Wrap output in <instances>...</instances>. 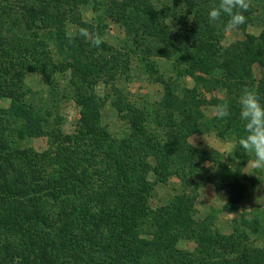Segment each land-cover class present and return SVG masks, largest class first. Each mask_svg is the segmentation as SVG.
Here are the masks:
<instances>
[{"label": "trees", "instance_id": "1", "mask_svg": "<svg viewBox=\"0 0 264 264\" xmlns=\"http://www.w3.org/2000/svg\"><path fill=\"white\" fill-rule=\"evenodd\" d=\"M68 1L75 6L86 2ZM211 1L216 2L211 8L220 2ZM14 2H19L20 16L12 17L15 11L10 1L0 0V99L11 100L14 116L25 119L30 131H40L45 121L27 105L25 75L38 72L50 79L57 71L71 70L81 82L77 101L82 112L75 133L51 132L49 148L42 153L15 150L8 142H0V264H263L264 251L244 244L245 235L236 231L224 236L210 229L208 222L194 219L196 178L209 174L207 164L214 163L211 181L217 189L233 187L228 191L236 201L243 195L237 196L234 190L246 189L229 164H216L213 156L220 157L218 152L208 153L188 142L201 131L202 108L207 103L203 94L198 95L197 88L185 89L179 98L167 91L165 105L157 108L120 106L118 100L114 105L131 132L115 139L102 124V103L87 88L96 85L97 78L92 80L96 74L107 79L108 71L116 72V67L107 69L108 61L89 63L82 53L60 67L39 31L56 30L65 36L62 45L73 50L80 42L51 23L64 22L63 16L53 8L50 11L43 0ZM160 2L110 0L108 13L133 35L137 33L134 28L148 26L136 42L139 47L145 42L148 55L187 54L190 62L185 76L201 88L223 91V101L216 100L214 105L224 101L231 105L229 117L214 120L223 126L220 135L235 132L241 137L237 103L241 90L254 88L264 103V28L259 39L249 36L224 46L204 18L211 8L199 6V0H174L171 8ZM247 2L245 22L238 28L249 27L256 12L257 0ZM183 4L192 6L197 15L192 33L185 35L174 33L168 24L174 19L170 12ZM16 18L25 20L24 28L17 27ZM220 19L229 17L224 14ZM203 24L209 29L202 30ZM199 31L201 35L196 34ZM256 64L262 70L260 79L253 75ZM174 177L182 189L169 203L153 207L155 185L167 184ZM182 240L197 242V250H180Z\"/></svg>", "mask_w": 264, "mask_h": 264}, {"label": "rangeland", "instance_id": "2", "mask_svg": "<svg viewBox=\"0 0 264 264\" xmlns=\"http://www.w3.org/2000/svg\"><path fill=\"white\" fill-rule=\"evenodd\" d=\"M9 1V7L15 11L12 17L20 16L22 12L17 8L19 2H14L19 0ZM43 1L46 2L50 11L53 8L63 16L64 22L53 20L51 23L56 28L64 30L68 37L76 38L81 44H74V49L71 50L62 45L65 36L56 30L39 31L41 40L49 45L60 67H66L67 62L74 60L76 56L80 58L81 53L83 56H88L85 61L89 63L97 60L103 63L108 61L107 69L116 67V72L108 71L107 79L96 74L93 79L91 78L92 80L97 78L96 85L92 90L87 88L102 103L100 110L102 124L108 127L113 138L122 139L131 132L128 121L123 119V114L114 105L115 102L118 104V100L122 101L120 106L157 108L165 105L167 91L179 98L183 96L185 89L197 88L198 95L203 94L201 96L207 103L202 108L205 118L200 123L201 131L193 134L188 142L196 149L208 153L218 152L221 158L213 156L216 164L218 161L229 164L246 189L244 192L234 190L237 196L241 193L243 195L239 201H236L228 191V189H234L233 187L217 189L211 181L215 173L214 163L207 164L209 174H200L196 178L199 189L194 201V219L199 222H208L210 229L224 236H231L238 231L241 236L243 234L247 237L244 244L264 251V170L256 169L251 165L252 155L236 143L237 133L228 132L223 136L220 135L223 126L214 121L217 117V105L213 102L223 101V91H218L214 87L210 90L206 87L201 88L196 80L185 76L190 62L185 53L180 52L170 58L158 57L155 54L148 55L145 52V42L140 47L136 43L141 41L142 33L149 30L148 26H142V28L140 25L134 28L137 30L136 35L130 34L128 28L110 17L108 13L110 0H86L80 6H75L68 0ZM199 1L201 2L199 6L207 8H211L216 3L211 0ZM162 3L163 7L171 8L174 0H163ZM253 5L256 12L252 14L251 25L247 28L227 29L228 20L221 19L210 23L213 25L210 28L212 33L218 37L222 45H234L245 41L249 36L258 39L261 37L264 28V5L260 0ZM187 7L183 4L182 8L179 7L170 12L174 19H169L168 24L174 33L179 32L184 35L187 32L192 33L194 29L192 23L197 15L196 11L194 13L191 11L192 6ZM204 18L209 21L208 15H204ZM16 19L17 27L24 28L25 20ZM201 26L202 30L209 29L205 28L204 24ZM81 27L89 30L88 40L79 35ZM16 31L17 29L13 30L14 33ZM95 34L103 38V42L98 47L91 45V35ZM196 34L201 35V31ZM196 37L194 34V38ZM146 38L149 40L148 37ZM261 73L260 66L254 65V77L260 79ZM104 80H107V83H104ZM73 81L76 84H73ZM80 84L81 82L75 78L71 70L57 71L50 79H46L38 72L27 73L23 80V87L27 92L25 100L27 105L45 122L42 123L40 131H32V129L30 131L25 119L14 116L11 100L0 99V142H8L15 150L23 149L42 153L49 148L51 132L73 135L81 121L82 107L77 101L79 93L77 88ZM173 105L177 103L174 101ZM163 115H166L165 111ZM151 162L153 166H156L154 159H151ZM181 189V181L176 177L170 179L167 184L157 183L153 189V207L159 208L169 203L173 195ZM255 228H258L257 233H254ZM197 246L195 241L182 240L178 247L186 252H195Z\"/></svg>", "mask_w": 264, "mask_h": 264}, {"label": "clouds", "instance_id": "3", "mask_svg": "<svg viewBox=\"0 0 264 264\" xmlns=\"http://www.w3.org/2000/svg\"><path fill=\"white\" fill-rule=\"evenodd\" d=\"M249 7L247 0H220L217 7L208 11L209 23L219 20L226 14L229 17L226 28L232 29L245 22L243 11ZM79 35L85 40L90 38L87 28L81 27ZM103 38L98 35H91V45L100 46ZM239 105V119L242 122L243 135L236 143L252 155L251 165L256 169L264 170V103L261 102L258 92L254 88L245 87L237 97ZM231 105L224 101L216 108L217 118L223 119L230 116Z\"/></svg>", "mask_w": 264, "mask_h": 264}]
</instances>
